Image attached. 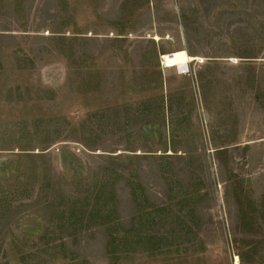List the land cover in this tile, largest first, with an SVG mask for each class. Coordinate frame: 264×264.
I'll return each instance as SVG.
<instances>
[{"label":"rangeland","instance_id":"1","mask_svg":"<svg viewBox=\"0 0 264 264\" xmlns=\"http://www.w3.org/2000/svg\"><path fill=\"white\" fill-rule=\"evenodd\" d=\"M0 264H264V0H0Z\"/></svg>","mask_w":264,"mask_h":264},{"label":"bare ground","instance_id":"2","mask_svg":"<svg viewBox=\"0 0 264 264\" xmlns=\"http://www.w3.org/2000/svg\"><path fill=\"white\" fill-rule=\"evenodd\" d=\"M194 57L190 56L185 50L175 51L171 54H164L162 60L164 65L168 67L176 66L183 70L189 61H192Z\"/></svg>","mask_w":264,"mask_h":264}]
</instances>
